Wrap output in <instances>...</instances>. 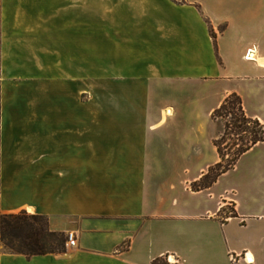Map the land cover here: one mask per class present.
Wrapping results in <instances>:
<instances>
[{
  "label": "crops",
  "instance_id": "1",
  "mask_svg": "<svg viewBox=\"0 0 264 264\" xmlns=\"http://www.w3.org/2000/svg\"><path fill=\"white\" fill-rule=\"evenodd\" d=\"M232 94L264 124V0H0V215L77 239L0 264H264V143L192 189Z\"/></svg>",
  "mask_w": 264,
  "mask_h": 264
},
{
  "label": "trees",
  "instance_id": "2",
  "mask_svg": "<svg viewBox=\"0 0 264 264\" xmlns=\"http://www.w3.org/2000/svg\"><path fill=\"white\" fill-rule=\"evenodd\" d=\"M213 119L224 124L222 135L214 141L220 162L211 167L201 180L192 185L194 191L211 188L220 176L235 167L239 159L257 144L264 143V124L249 117L242 99L237 94L228 96L213 113ZM233 217L236 212L231 211ZM68 235L53 232L49 219L43 215H0V242L13 254L31 259L35 256L64 254L67 251ZM153 264H166L156 260Z\"/></svg>",
  "mask_w": 264,
  "mask_h": 264
},
{
  "label": "built area",
  "instance_id": "3",
  "mask_svg": "<svg viewBox=\"0 0 264 264\" xmlns=\"http://www.w3.org/2000/svg\"><path fill=\"white\" fill-rule=\"evenodd\" d=\"M76 242H77V239H76L75 234H69L66 247L67 248L75 247L76 246ZM230 258H231L232 264H240V262L242 260H244L248 264H252L253 263L252 260H251V257H248L246 255H234V254H231Z\"/></svg>",
  "mask_w": 264,
  "mask_h": 264
},
{
  "label": "rangeland",
  "instance_id": "4",
  "mask_svg": "<svg viewBox=\"0 0 264 264\" xmlns=\"http://www.w3.org/2000/svg\"><path fill=\"white\" fill-rule=\"evenodd\" d=\"M105 51L109 53V50H108V49H106ZM228 215H229V217H233V216H234L233 213H232L231 211L228 212ZM4 250H6V249H5V247H4V246L1 244V242H0V254H1Z\"/></svg>",
  "mask_w": 264,
  "mask_h": 264
},
{
  "label": "bare ground",
  "instance_id": "5",
  "mask_svg": "<svg viewBox=\"0 0 264 264\" xmlns=\"http://www.w3.org/2000/svg\"><path fill=\"white\" fill-rule=\"evenodd\" d=\"M252 260V259H251Z\"/></svg>",
  "mask_w": 264,
  "mask_h": 264
}]
</instances>
